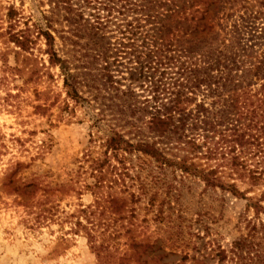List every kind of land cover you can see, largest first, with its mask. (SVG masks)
<instances>
[{
	"label": "rangeland",
	"instance_id": "obj_1",
	"mask_svg": "<svg viewBox=\"0 0 264 264\" xmlns=\"http://www.w3.org/2000/svg\"><path fill=\"white\" fill-rule=\"evenodd\" d=\"M92 13L83 0H0V264H264V174L254 183L250 172L264 173V0H222L207 16L210 48L228 47L234 77L218 131L242 132L243 147L216 134L217 159L194 160L216 170L210 182L146 157L113 162L124 170L111 191L91 190V159L111 132L175 152V161L187 153L150 132L162 101L131 79L135 60L119 56L107 81L110 40L94 39L106 19ZM46 31L83 100L68 97L60 66H51ZM14 35L29 38L27 51ZM88 232L104 248L101 260Z\"/></svg>",
	"mask_w": 264,
	"mask_h": 264
},
{
	"label": "trees",
	"instance_id": "obj_2",
	"mask_svg": "<svg viewBox=\"0 0 264 264\" xmlns=\"http://www.w3.org/2000/svg\"><path fill=\"white\" fill-rule=\"evenodd\" d=\"M83 1L94 11L90 16H97L98 23L102 20L101 16L106 19L99 24L105 31L104 34L97 33L94 39L110 40L103 48L107 81L114 83L111 67L119 63V56L125 55L129 56V61L135 60L138 67L131 73V79L150 83L155 100L162 101L150 117V132L167 143H174L176 149L187 153L175 161L172 158L178 157L175 152L167 155L156 144L134 143L120 132L113 131L102 144L103 152L100 157L91 159L92 175L96 180L91 190L114 189L112 184L120 169L113 162L125 168L126 163L134 157H146L161 165L176 166L183 173L210 182L216 170L202 169L194 160L217 159L218 150L211 146L216 134H221L220 138L224 143H235L232 149L236 146L243 147L246 143V136L240 131L229 136L218 131L228 111L229 97L226 92L234 77L229 65L231 57H228V47L223 44L222 48L220 45L215 50L210 48L209 41L214 38L208 37L213 28L208 23L207 16L214 7L221 6L222 0ZM16 14L11 8L9 19L13 20ZM111 33L114 36H110ZM41 36L46 41L51 66L61 68L68 97L76 102L83 100L76 87V76L55 50L54 36L48 31L42 32ZM12 39L22 50L29 49L31 41L27 36L14 35ZM113 39L114 43L111 42ZM199 94L204 97L200 102ZM209 100V103L206 102ZM240 165V158L235 156L232 166L239 168ZM250 172L254 183L259 182L262 179L259 176L264 174ZM131 197L135 198L136 195L132 194ZM111 200L115 208H123V201L114 197ZM88 238L101 260L104 248L96 245L95 236L91 232H88ZM236 245L238 249H244L240 242ZM141 247L145 253L151 248L146 244Z\"/></svg>",
	"mask_w": 264,
	"mask_h": 264
}]
</instances>
